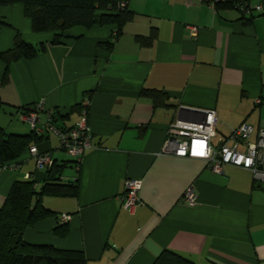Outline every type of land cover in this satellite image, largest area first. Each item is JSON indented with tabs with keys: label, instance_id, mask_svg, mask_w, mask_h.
<instances>
[{
	"label": "crops",
	"instance_id": "1",
	"mask_svg": "<svg viewBox=\"0 0 264 264\" xmlns=\"http://www.w3.org/2000/svg\"><path fill=\"white\" fill-rule=\"evenodd\" d=\"M248 3L251 14L217 8L211 0H129L134 16L111 47L100 45L110 39V26L70 31L52 44V33L32 30L22 4L0 8V52L13 47L18 32L45 45L32 59L0 58V126L30 133L29 123L16 118L23 107L43 101L41 126L49 110L60 109L68 116L55 125L71 127L84 103L92 130V147L80 162L62 154L54 132L39 134L45 136L39 151L60 162L73 159L64 176H79V192L45 196L44 206L56 214L27 228L26 242L83 251L88 264H152L165 248L197 264H264V189L252 172L226 165L216 173L203 158L161 153L175 119L203 120L207 109L217 116L215 147L234 145L233 129L244 122L253 132L239 149L258 141L264 130V0ZM143 89L163 90L166 104L154 105ZM18 162V169L0 172V205L25 174L39 186L46 178L29 151ZM128 178L142 181L133 212L121 199ZM189 187L193 205L183 200ZM62 214L71 215L69 221ZM65 223L66 236L57 234Z\"/></svg>",
	"mask_w": 264,
	"mask_h": 264
},
{
	"label": "trees",
	"instance_id": "2",
	"mask_svg": "<svg viewBox=\"0 0 264 264\" xmlns=\"http://www.w3.org/2000/svg\"><path fill=\"white\" fill-rule=\"evenodd\" d=\"M248 1L226 0L218 1L215 5L217 8H239L242 12L251 14L253 9H250ZM128 2L129 0H0V8L22 4L25 15L31 21L32 30L37 33H52V44L63 42L70 35V31L110 26L113 32L110 39L100 45L111 47L114 40L122 33L124 25L134 16ZM44 49V43L40 45L29 43L18 32L13 47L0 52V58L6 63L22 58L32 59ZM142 94L150 96L156 106L166 104L167 95L163 90L143 89ZM0 103L3 102L0 100ZM36 103L23 107L19 111V118L21 119V113L33 109ZM76 108L78 109L79 105L74 107ZM55 112L52 122L57 121L59 117L68 116V114L63 115L60 109H56ZM57 127L70 128L64 125ZM39 134L41 133L32 127L30 133L18 134L0 126V172L7 164L18 162L33 144L38 147V144L45 139L44 135ZM73 158L77 161L75 157ZM72 161L73 159L60 162L54 159V164L44 170L46 178L40 186L32 173L28 178L15 180L5 202L0 205V264H88V258L83 251L59 249L52 245H33L23 239L27 228L42 218L56 214L44 206L45 196L78 195L79 176L76 175L71 179L64 176L67 164ZM68 230L65 223L56 232L66 236ZM152 264L197 263L180 252L165 248L156 256Z\"/></svg>",
	"mask_w": 264,
	"mask_h": 264
},
{
	"label": "built area",
	"instance_id": "3",
	"mask_svg": "<svg viewBox=\"0 0 264 264\" xmlns=\"http://www.w3.org/2000/svg\"><path fill=\"white\" fill-rule=\"evenodd\" d=\"M218 1L211 0L213 4ZM124 5V3H123ZM257 5L256 9H261ZM252 9V7L250 8ZM83 113L80 119L70 128H59L52 122L56 112L51 109L47 112L44 126H41V113L44 110L43 101H38L33 109L21 113V119L28 122L33 129L42 133L44 130L54 132L59 137V149L66 151L78 162L81 161L87 149L92 147V130L88 123L87 105L83 103ZM203 120L175 119L169 126L162 147V154H173L180 157H198L207 161L209 168L216 173H222L226 165H234L252 172L254 179L264 189V130L261 131L258 141L248 145L245 151L239 149V143L248 139L253 132V126L247 122L233 129L230 136L235 140L234 145L228 142L215 147L212 139L217 135V116L213 109H207ZM29 153L36 158L39 169H47L54 164L51 152H41L36 145H32ZM20 162L7 164L4 169H18ZM30 173L25 174L28 178ZM142 181L140 179L128 178L126 189L121 196L123 206L133 212L141 202L140 190ZM183 200L193 205L196 203V194L193 187H189ZM71 215L62 214L63 222L69 221Z\"/></svg>",
	"mask_w": 264,
	"mask_h": 264
},
{
	"label": "rangeland",
	"instance_id": "4",
	"mask_svg": "<svg viewBox=\"0 0 264 264\" xmlns=\"http://www.w3.org/2000/svg\"><path fill=\"white\" fill-rule=\"evenodd\" d=\"M28 18V17H27ZM29 19V18H28ZM30 20V19H29ZM17 120H19L20 121V118H16ZM54 135H56L57 137H58V135L57 134H54ZM216 137V136H215ZM215 137H213V138H215ZM59 138V137H58ZM216 139H218V138H216ZM63 155H65V157H68L69 158V155L68 154H66V152H63L62 153Z\"/></svg>",
	"mask_w": 264,
	"mask_h": 264
},
{
	"label": "water",
	"instance_id": "5",
	"mask_svg": "<svg viewBox=\"0 0 264 264\" xmlns=\"http://www.w3.org/2000/svg\"><path fill=\"white\" fill-rule=\"evenodd\" d=\"M186 110H192V111L196 112V111H195L196 109L187 108ZM205 115H206V114H205Z\"/></svg>",
	"mask_w": 264,
	"mask_h": 264
}]
</instances>
